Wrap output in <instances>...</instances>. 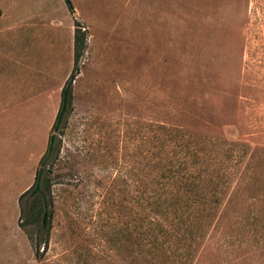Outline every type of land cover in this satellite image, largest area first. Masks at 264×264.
<instances>
[{"label": "rangeland", "instance_id": "obj_1", "mask_svg": "<svg viewBox=\"0 0 264 264\" xmlns=\"http://www.w3.org/2000/svg\"><path fill=\"white\" fill-rule=\"evenodd\" d=\"M72 2L0 0V264H264V0Z\"/></svg>", "mask_w": 264, "mask_h": 264}, {"label": "trees", "instance_id": "obj_2", "mask_svg": "<svg viewBox=\"0 0 264 264\" xmlns=\"http://www.w3.org/2000/svg\"><path fill=\"white\" fill-rule=\"evenodd\" d=\"M65 4L69 10V12L74 16L75 19V26H76V32H75V51H76V63L77 66L79 65L80 59L82 58L84 51L87 49L88 45V30L83 25L82 22L79 21V19L75 15V7L73 5L72 0H64ZM79 74V69H75V73H72V75L69 77V80L67 81L65 87L62 90V100L60 109L55 121V124L52 128V133L50 135V141L48 146V151L42 158L40 162V168L37 171L36 181L35 184L31 189H29L26 193H24L20 198V206L21 211L23 212V200L25 198H40L43 202V214H42V220H41V226L45 233H49L51 229V220H52V209H51V203L46 195L45 187L48 186L47 182L44 180V167L45 162L47 158L54 152V146L56 141V133L60 130L61 125L64 121V118L69 112H71L73 107V84L76 79V77ZM38 252V251H37ZM39 254V252L37 253Z\"/></svg>", "mask_w": 264, "mask_h": 264}]
</instances>
